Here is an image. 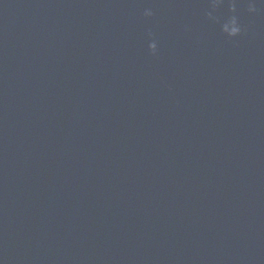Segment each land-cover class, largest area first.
<instances>
[{
    "label": "water",
    "instance_id": "obj_1",
    "mask_svg": "<svg viewBox=\"0 0 264 264\" xmlns=\"http://www.w3.org/2000/svg\"><path fill=\"white\" fill-rule=\"evenodd\" d=\"M0 264H264V0H0Z\"/></svg>",
    "mask_w": 264,
    "mask_h": 264
},
{
    "label": "clouds",
    "instance_id": "obj_2",
    "mask_svg": "<svg viewBox=\"0 0 264 264\" xmlns=\"http://www.w3.org/2000/svg\"><path fill=\"white\" fill-rule=\"evenodd\" d=\"M222 3V0H211V7L215 8L217 5ZM229 9L230 11H235V4L234 3H229ZM255 6L252 3H249L248 5V11L254 12ZM143 15L145 17H150L153 15V12L150 8H146L143 12ZM210 17V13L208 14ZM221 31L226 34L228 37H236L238 36L241 31L242 27L240 23L238 22V19L235 15H232L228 18V20L222 25ZM149 36H151V32L148 33ZM148 49L152 54H155L157 51V43L154 39H150L148 42Z\"/></svg>",
    "mask_w": 264,
    "mask_h": 264
}]
</instances>
